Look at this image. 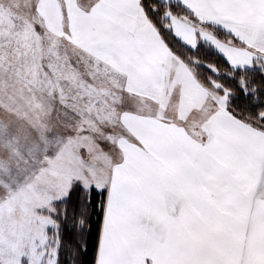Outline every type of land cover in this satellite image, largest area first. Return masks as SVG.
I'll return each instance as SVG.
<instances>
[{"label": "snow or ice", "instance_id": "obj_1", "mask_svg": "<svg viewBox=\"0 0 264 264\" xmlns=\"http://www.w3.org/2000/svg\"><path fill=\"white\" fill-rule=\"evenodd\" d=\"M0 264H264V0H0Z\"/></svg>", "mask_w": 264, "mask_h": 264}, {"label": "rangeland", "instance_id": "obj_2", "mask_svg": "<svg viewBox=\"0 0 264 264\" xmlns=\"http://www.w3.org/2000/svg\"><path fill=\"white\" fill-rule=\"evenodd\" d=\"M20 85L13 82L7 93L0 90V125H7L14 140L31 142L34 133L33 127H39L36 123V115L31 110L23 95L19 91ZM2 131V128H0Z\"/></svg>", "mask_w": 264, "mask_h": 264}]
</instances>
